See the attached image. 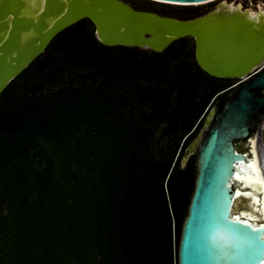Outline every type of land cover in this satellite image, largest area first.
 <instances>
[{
    "label": "rangeland",
    "instance_id": "374dc122",
    "mask_svg": "<svg viewBox=\"0 0 264 264\" xmlns=\"http://www.w3.org/2000/svg\"><path fill=\"white\" fill-rule=\"evenodd\" d=\"M120 1L132 8L136 7L140 12L155 11L154 14L160 17L181 21L208 17V25L219 24L220 17L209 16L221 10L223 6H233L228 3L235 0H218L198 6H176L147 0ZM236 1L242 2L244 7L249 6L246 9L257 10L259 5L262 10L261 5L264 6V0ZM94 45L116 49L124 47L133 51L135 59H132L128 52L122 56L119 54L120 50L109 49L101 52L109 56H117V59L108 55L93 57L90 49ZM195 49V39L190 36L175 40L160 52L143 44L113 47L103 45L95 35L93 23L89 19H83L53 38L28 67L7 86H11L10 90L5 92L6 88L0 94V96L5 95L0 100V112L11 104L20 106L23 101L30 103L25 104L24 111L37 110L42 107V104H37L38 99L42 98L48 103L47 111L52 117L51 122H54L62 114L57 108L63 105V101H59L58 104L53 103V100H60L61 90L79 88L87 92L86 97L100 96L103 102L109 99L114 106L105 104L100 106L98 111L103 124L102 130L124 121V126L134 124L136 130L146 131L143 139L149 144L145 155L148 161L136 173L137 185L140 188L152 186L154 192L163 181L170 209L174 202L180 204L196 180L199 147L209 129V126H206L207 117L212 110L219 113L221 104L235 91L218 96L236 80L217 78L202 69L197 64ZM121 61L135 65L131 68H123L115 64ZM113 65L117 68L111 69ZM101 102L100 100L99 103ZM131 114L138 119L134 117L135 120H129ZM144 114L149 116V121L145 124L146 128L138 129L143 122L136 123V120L143 119ZM70 118L71 114H68L67 118L60 119V123L66 125ZM90 125H92L91 119L80 128L81 130L63 126L61 136L74 145L71 155L73 153L76 155L81 150V145H77L79 135L85 133ZM190 134L192 135L187 138ZM10 143L12 146L16 145V153L25 163L24 167L31 170L34 175L51 179L49 155L54 148L53 141L43 137L37 143L28 142L26 139H23V142L12 139ZM70 152L64 153L67 155ZM12 154L15 155L14 152ZM177 160L173 176L168 183L169 174ZM155 164L156 169L151 167ZM153 169L159 170V174L147 182L146 176L148 173L152 175ZM2 170L4 168L0 162V171ZM9 176L10 174L0 172V264H71L68 253L70 246H73L72 239L65 238V235H49L46 231L51 226L49 232H53V226L49 225L48 217H37L36 212L32 210L33 214L23 217L24 224H19V228H16L17 232L12 229L15 224L12 220L13 212L8 203L4 202L5 196L2 194L4 187L17 193V205L26 207V213L30 212L29 207L32 205L29 204L33 200L44 202L48 195L41 186H38V193L32 195L28 186L14 182ZM172 192L175 193V200L172 198ZM24 198L27 200L24 201ZM153 204L155 205L156 201H153ZM57 228L55 226V229ZM55 232L57 233L56 230ZM10 235H14V239ZM178 237V220L173 218L172 254L167 259L169 264H178ZM122 240L124 244L127 241L130 246V255L127 257L131 261L130 264H162L163 260L166 261L160 252L144 247L141 244L143 242L138 241L136 235H122Z\"/></svg>",
    "mask_w": 264,
    "mask_h": 264
},
{
    "label": "trees",
    "instance_id": "16d2710c",
    "mask_svg": "<svg viewBox=\"0 0 264 264\" xmlns=\"http://www.w3.org/2000/svg\"><path fill=\"white\" fill-rule=\"evenodd\" d=\"M105 49L120 50L119 54L122 56L128 52L130 57L134 58L133 51L124 47L116 49L97 45L90 49L91 55L106 56L108 54L101 52ZM109 57L117 59V56ZM115 64L123 68H131L135 65L122 61ZM112 68L117 67L113 65ZM236 82L237 80L233 85ZM233 85L221 92L230 89ZM10 87H7L5 92L9 91ZM60 93V100H53V103L58 104L59 101H63V105L57 108L62 114L54 122H51L52 117L47 111L48 103L42 98L37 101V104H42L37 110L24 111L25 104L30 103L23 101L20 106L11 104L0 112V162L4 168L0 172L10 174L9 177L14 182L28 186L32 195L38 193V186L46 190L48 195L44 202L33 200L29 204L32 205L29 207L30 212L26 213V207L17 205V193L4 187L2 191L5 196L4 202L8 203L13 212L12 220L15 224L12 229L17 232L16 228H19V224H24L23 217L33 214L31 213L33 210L37 217H48L49 225L53 226V232H49L51 226L46 231L49 235H65V238L72 239L73 246H70L68 253L71 264H130L131 261L127 259L130 255V246L127 241L124 244L122 235H136L138 241L143 242L141 244L144 247L158 251L165 257L166 261L163 260L162 264H169L167 259L172 254L173 218L178 220L179 255L182 228L189 214L198 173L190 192L182 198L180 204L174 202L169 209L163 181L154 192L152 186L140 188L136 181V173L148 161L145 155L149 144L143 139L146 131L142 128H146L145 124L148 123L149 116L144 114L143 119L136 120V123L143 122L138 127L143 131L136 130L134 124L124 126V121L102 130L103 124L98 111L99 107L105 104L114 106L109 99L103 102L100 96L86 97L87 92L79 88H68L61 90ZM220 95L222 94L218 96ZM4 96V94L0 96V100ZM224 103L221 104L219 112ZM42 114L44 116H41ZM68 114H71V120L66 125L61 124L60 119L67 118ZM134 117L138 119L132 114L128 119L135 120ZM89 119L92 120V125L85 133L79 135L77 145H81V150L76 155L74 153L71 155L74 145L61 136L63 126L81 130L80 128L84 127ZM202 120L203 118L200 122ZM183 131L186 132V129L183 128ZM43 137L54 142V148L49 155L51 179L34 175L31 170L24 167L25 163L16 153V145L12 146L10 143L12 139L20 142L26 139L28 142L37 143ZM12 151L16 154L13 155ZM65 151L71 152L66 155ZM182 151L183 148L179 158ZM177 162L178 160L169 174L168 183ZM151 167L156 169L157 165ZM152 172V175L147 174V182L159 174V170L153 169ZM172 198L173 200L176 198L174 192ZM153 201H156L155 205ZM55 226L58 228L55 229ZM10 236L14 239V235Z\"/></svg>",
    "mask_w": 264,
    "mask_h": 264
},
{
    "label": "water",
    "instance_id": "95a60500",
    "mask_svg": "<svg viewBox=\"0 0 264 264\" xmlns=\"http://www.w3.org/2000/svg\"><path fill=\"white\" fill-rule=\"evenodd\" d=\"M147 1L192 4L210 0ZM129 7L141 16H152L162 33L170 32L178 36L161 37L166 40L163 50L175 40L193 37L196 42L195 58L202 69L217 78L237 80L235 87L221 93L235 90L221 111L215 112L199 147L198 177L189 214L182 228L178 264H264V96L255 93L256 90L264 91V68L250 71L246 64L233 65L235 59L221 61L216 57H211L212 66H206L200 52L199 37L184 32L185 28H190L187 25L189 22H198L201 18L181 21ZM76 12L78 16L86 12L82 19L93 23L95 35L103 45H139L120 40L102 42L99 35L105 31L101 27L104 16L78 6ZM79 21L81 19L51 29V40ZM150 37L151 34L147 33L146 38ZM28 65L19 69V74ZM19 74L0 87V94ZM251 237L260 239L253 241Z\"/></svg>",
    "mask_w": 264,
    "mask_h": 264
},
{
    "label": "bare ground",
    "instance_id": "6f19581e",
    "mask_svg": "<svg viewBox=\"0 0 264 264\" xmlns=\"http://www.w3.org/2000/svg\"><path fill=\"white\" fill-rule=\"evenodd\" d=\"M216 1L192 4L157 2L198 6ZM77 6L104 16L101 27L105 31L99 35L104 43L120 40L129 44L138 43V46L147 45L160 52L166 43L161 37H178L170 32L162 33L152 16H141L132 11L129 5L121 4L120 0H0V87L19 74L18 70L25 68L50 42L51 29L83 20L86 12L78 16ZM258 8L259 11L254 13L251 10L242 11L240 3L237 6H223L209 17H217L218 14L233 17L241 15L243 19L232 22L222 19L219 24L207 25L208 17H205L187 24L190 28H185L184 32L199 37L200 52L203 53L206 66H212L211 57H216L221 61L235 59L233 65L246 64L250 71L260 69L255 68L264 55V9L260 10L259 5ZM13 22L16 25L13 26ZM228 32L235 35L229 38ZM147 33L151 34L150 38H146ZM214 115L215 110L211 112L206 126H209Z\"/></svg>",
    "mask_w": 264,
    "mask_h": 264
},
{
    "label": "flooded vegetation",
    "instance_id": "af4514ba",
    "mask_svg": "<svg viewBox=\"0 0 264 264\" xmlns=\"http://www.w3.org/2000/svg\"><path fill=\"white\" fill-rule=\"evenodd\" d=\"M228 2V1H227ZM238 3H240V6H241V9H242V11H246V10H251V11H253L254 13H256V12H258L259 11V9H257V10H253V9H246V8H248V7H244L243 6V3L242 2H239V1H230L228 4H232L233 6H237L238 5ZM223 4V3H222ZM221 4V5H222ZM264 4V3H263ZM261 7H262V9H264V6H262L261 5ZM133 9L134 10H138L136 7H133ZM144 11H146V12H153V13H156L155 11H150V10H144ZM217 17H220V18H218V21L220 20V21H222V19H224V20H230V22H232V21H237V19H243L242 18V16L240 15L239 17H233V16H225V15H223V14H218L217 15ZM224 23H221V25H223ZM95 27V26H94ZM235 30V29H234ZM228 34L230 35V37L231 36H234L235 34L233 33V32H228ZM262 67H264V55L261 57V59H260V62H259V64H258V66L255 68V69H259V68H262ZM262 70V69H261ZM260 70V71H261ZM232 91H234V90H232ZM255 93L257 94V95H259V96H264V91H261V90H256L255 91ZM251 134H254V131H251Z\"/></svg>",
    "mask_w": 264,
    "mask_h": 264
},
{
    "label": "snow or ice",
    "instance_id": "6c2138e0",
    "mask_svg": "<svg viewBox=\"0 0 264 264\" xmlns=\"http://www.w3.org/2000/svg\"><path fill=\"white\" fill-rule=\"evenodd\" d=\"M239 194V193H238ZM251 239H253V241L259 240L260 237H251Z\"/></svg>",
    "mask_w": 264,
    "mask_h": 264
}]
</instances>
